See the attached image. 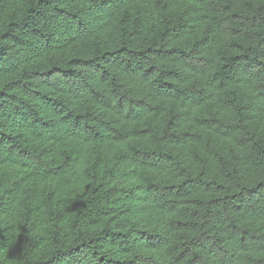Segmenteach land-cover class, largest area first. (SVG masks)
<instances>
[{
    "label": "trees",
    "instance_id": "1",
    "mask_svg": "<svg viewBox=\"0 0 264 264\" xmlns=\"http://www.w3.org/2000/svg\"><path fill=\"white\" fill-rule=\"evenodd\" d=\"M0 264H264V0H0Z\"/></svg>",
    "mask_w": 264,
    "mask_h": 264
}]
</instances>
